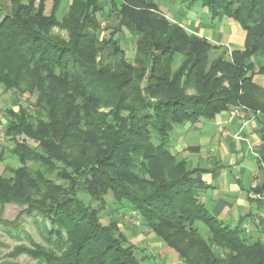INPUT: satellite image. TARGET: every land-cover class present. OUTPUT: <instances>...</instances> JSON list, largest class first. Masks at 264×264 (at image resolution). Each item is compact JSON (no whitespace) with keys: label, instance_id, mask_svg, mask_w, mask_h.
<instances>
[{"label":"trees","instance_id":"1","mask_svg":"<svg viewBox=\"0 0 264 264\" xmlns=\"http://www.w3.org/2000/svg\"><path fill=\"white\" fill-rule=\"evenodd\" d=\"M8 1L9 8L0 0V69L6 65L8 81L11 68L15 75L32 76L39 96L36 116L23 110L20 122L7 118L5 128L15 140L26 137L39 145L19 144L12 153L24 166L15 173L12 188L30 201L23 215L43 225L44 238L53 246L37 247L32 257L44 264H142L139 248L119 222L104 225L82 199L112 196L185 264H264L263 239L246 234L243 219L235 228L227 226L202 200L211 189L203 176L217 177L221 167L191 168L181 161L173 178L159 172L161 164L176 160V128L214 121L236 106L264 117V87L254 81L256 74L264 76V0H179L175 23L157 0H71L63 17L61 0H53L50 11L47 0ZM197 6L213 20L228 19L246 33L244 48L234 50L231 60L223 51L211 63L210 53L223 46L181 27ZM113 15L135 40L133 64L113 39L101 44L109 48L106 62H97L105 49L97 41L106 30L102 18ZM56 28L70 40L56 35ZM176 64L181 68L174 72ZM67 89L80 97V104L58 98ZM103 108L111 110L100 112ZM257 136L254 150L264 173V130ZM3 156L0 151V166ZM43 170L61 174L65 190H51ZM37 194L40 199L32 200ZM198 223L207 227L206 235ZM0 224L19 238L26 234L19 222Z\"/></svg>","mask_w":264,"mask_h":264},{"label":"rangeland","instance_id":"2","mask_svg":"<svg viewBox=\"0 0 264 264\" xmlns=\"http://www.w3.org/2000/svg\"><path fill=\"white\" fill-rule=\"evenodd\" d=\"M53 0H47V10L50 11L53 6ZM108 0H103V2H106ZM4 6L8 7L9 1L8 0H1ZM0 2V3H1ZM161 7V12H163L168 19L175 23L179 18L177 17L178 10L180 8L179 0L174 1H168V0H157ZM71 0H61V10H60V17L65 16L69 11L71 7ZM9 8V7H8ZM117 15H113L112 18L105 19L104 17L102 20H104L102 26L106 29L105 31H101L97 35V41L99 43L98 48L104 49L103 52L100 51V55L97 58V62L99 65H102L106 62V57L109 54V48L101 47V44L103 41H110L113 39L114 43H118V48H122V50L125 51L126 56L128 60L131 62V64L134 63L135 56H136V44L133 36L130 34V32L127 29H120L118 24ZM194 26H201L200 29L193 27ZM232 21L228 19H224L222 21L220 20H213L211 17V14L208 12V10L203 9L201 6H197L191 13H189L186 16V19L182 21L181 27L185 28V30L188 32L189 35L197 34L202 38H206L208 35L210 38H213L214 40L208 39L211 43L218 45L216 41H218L219 36L224 38L222 41H227L231 37V42H229L226 46L224 45H218L223 46L224 50L218 49L216 51H212L210 53V62L212 63L214 60L217 59L218 56H221L223 51L227 52L226 57L231 60L232 59V52L234 50H241L243 49V46H245V36H244V45L242 44L243 41V31L240 32L238 40L233 41L232 38H235L238 34H234L233 27H232ZM237 26V25H236ZM204 31V32H203ZM54 33L56 35L61 36L66 41L70 40V35L67 34L66 31H61L60 29L56 28L54 29ZM235 35V36H233ZM119 41V42H118ZM102 55V56H101ZM111 60L109 59V62ZM114 62V61H113ZM118 62H115L112 67H115ZM13 67V66H12ZM180 67V64H176L173 67L174 72L178 70ZM6 65L3 66L0 69V151L4 152V160L2 162V165L0 166V222L2 223H13V222H19V224H24L26 234H23L21 238L18 237L16 232H13V234H10L8 229L3 225L0 224V264H44L45 262L40 261V259H37L35 257H32L31 252L36 251L37 247H42L44 249H51L53 246L49 245V243L44 238V229L43 225L39 227V225L36 223L37 221L34 219H31L30 217L23 215V213L29 208V202L21 199L20 195H16L14 189V183L13 180L15 178V173L23 168V163L21 162L20 158L17 156H14L12 153L18 149L19 144L29 145L36 149H38L39 145L38 142L34 139L30 140L26 137H18L16 140L15 138L17 136L10 134L6 131V122L7 118L10 121H16L17 123L20 122V118L23 110L29 111L31 114L36 116V111L40 110V107L38 105V91H37V82L34 81L33 77H28L25 73L20 74H13V69L9 70L8 72V78L10 81L5 79V71ZM9 69V68H8ZM232 72V71H230ZM223 73V70L219 72ZM15 76V77H14ZM18 79V82L15 80ZM12 78H14L12 80ZM258 79L264 80V77H259ZM7 80V82H6ZM9 87V88H8ZM73 90L69 91L68 89L65 91H60L58 94V98L60 100H66L69 99L76 101L78 104L81 103L80 97H75L72 95ZM191 94H196V92L192 91ZM73 97V98H72ZM128 104V103H127ZM127 106V105H126ZM111 109L103 108L100 112L108 113ZM229 112H232L233 116H240L244 117L245 121L250 123L251 119L256 121V132L264 130V123H260V120H264V117L259 112H254L253 109H247L243 106H236L232 108ZM19 114L17 119H14L12 117V114ZM228 113V112H227ZM226 114V113H224ZM246 115V116H244ZM248 119V120H247ZM250 119V120H249ZM29 120H27V124H29ZM254 122V121H253ZM48 120L46 121V124L44 127H47ZM35 126L38 125V122L34 123ZM180 128H176L174 131V134L177 133V130H180ZM47 136L46 134H44ZM259 139V138H258ZM174 140H176V136H174ZM248 141V147L250 150L247 151L246 154V161L248 162L246 166H248V171H246V175L244 176L245 185H250V179H251V172L256 168V170H259L258 165L255 163V156L253 151L251 150L253 146V141ZM20 142V143H18ZM189 142L197 143L200 142L198 139H190ZM254 148V147H253ZM91 151H94L93 148H90ZM198 149V148H197ZM194 151V150H191ZM199 151V150H198ZM174 153L177 155L175 158V162H171L168 164H161L159 166V172L163 173L164 176L169 179L173 178L176 175V169L175 166L179 162H187L190 164L191 168H207L206 167V160L208 159V153L205 151L201 153V155H197L196 153L192 152H186L179 153L174 151ZM73 156V154H72ZM31 164H33L31 162ZM29 164V167L31 168L32 165ZM62 169V168H61ZM43 172L46 174L43 170ZM62 172V171H60ZM61 174H58L57 171L53 173V175L46 174V180L53 183L51 186V190L58 191L56 189L63 187L64 181L59 179ZM254 186L256 188L262 186L263 190L260 194L252 193L253 200L260 201L261 204L255 203L254 201L250 203L253 214L251 216H247L243 218L242 228L245 224L244 222H249L247 224L246 234H251L253 237H259L262 238L264 241V173L260 172L258 173V176L253 178V188ZM10 190V191H8ZM13 188V189H12ZM49 190V187H47ZM11 198H8V197ZM210 196V195H209ZM260 196V197H258ZM91 198V197H88ZM85 198L83 196L82 199L86 201V203L94 208L98 212V216L101 219V222L104 225L109 224L110 222L117 221L120 224L121 230L126 234V236L129 238L130 242L134 245H136L138 249L137 253L140 259H144L142 261V264H154L153 257H156L159 261V264H161L164 260H161L162 254L161 250L155 251L153 248L144 245V243H141V241L144 239L147 232L150 231V229L144 225L142 220H140L139 217H137V214L131 210V208H125L121 209L122 206L119 202H116L112 196H107L104 198V200H93L89 202V199ZM40 196L37 194L33 196L32 200H39ZM255 203V204H254ZM259 212L257 215L254 213ZM259 222L258 226H260V230L255 229V221ZM41 221V219H40ZM241 222V221H240ZM263 222V223H262ZM41 225V224H40ZM239 225V223H238ZM236 225V227L238 226ZM198 227L200 229V232L203 235H206L208 232L207 227L203 223H198ZM232 228H235L234 226H231ZM244 229V228H243ZM16 234V235H15ZM157 242L160 241L159 238H156ZM164 246V248L168 249L163 243H161ZM145 246V247H144ZM28 249L29 251L27 252ZM170 249V248H169ZM168 249V250H169ZM171 250V249H170ZM169 250V251H170ZM172 255L175 256L174 251H170ZM161 254V255H160ZM168 261L170 257H167ZM166 260V256H165ZM168 261H165V264H168ZM151 262V263H150Z\"/></svg>","mask_w":264,"mask_h":264},{"label":"crops","instance_id":"3","mask_svg":"<svg viewBox=\"0 0 264 264\" xmlns=\"http://www.w3.org/2000/svg\"><path fill=\"white\" fill-rule=\"evenodd\" d=\"M236 25L235 23L232 24L234 34H238L235 38H232L233 41L238 40V38L240 39L241 35L239 33L243 31L239 25ZM192 26L195 27V29L201 28V26H194L193 24ZM206 36V38L214 40L208 35ZM244 36L245 32L242 36L243 45ZM223 39L224 38L219 36L216 43L226 46L231 42V37L227 41H222ZM256 72H258V69H256ZM260 76L264 77L260 74H256L254 76V81L259 86L264 87V80L258 79ZM256 127L255 118L254 120L251 119L250 123H247L244 117L233 116L232 112H228L226 114H221L214 121H202L196 125H186L180 130H177V133L174 134V136H176L174 151L184 154L186 152H192L196 153V156L206 151L208 153V159L206 160L207 169L222 168L217 177H213L212 174L203 176V180L211 186V189L202 195V200L211 214L229 227H236L243 218L251 216L254 212L249 200L252 195L253 178L257 172L256 168L250 173V185H245L244 176L249 169L248 166H246L248 163L246 161V154L247 151L250 150L247 140L253 141L254 148L259 144V139L255 130ZM190 139H198L200 142L195 144L189 142ZM197 148L199 151H191ZM255 163L258 165L256 158ZM258 213L257 211L254 215ZM244 223L243 228L247 229V224L249 222ZM254 223L255 229L260 230V226H258L259 222L255 221ZM160 241L157 242L155 236L149 231L141 243H144L147 248H153L155 251L161 250V260H164L161 264H165L166 260L168 261L167 257H170L168 264H185L183 261L179 260L177 255L170 256L172 255V253H170L172 250L161 241L170 251L164 248V246L160 244ZM153 258V263L159 264L158 259L156 257Z\"/></svg>","mask_w":264,"mask_h":264},{"label":"built area","instance_id":"4","mask_svg":"<svg viewBox=\"0 0 264 264\" xmlns=\"http://www.w3.org/2000/svg\"><path fill=\"white\" fill-rule=\"evenodd\" d=\"M251 150L253 151L255 158H256V159H259V155L255 152L253 146H252ZM262 166H263V164H262ZM263 167H264V166H263ZM260 172H261V171L258 170V171L255 173V178L258 176V173H260ZM254 188H256V186H254ZM258 197H260V196H258Z\"/></svg>","mask_w":264,"mask_h":264}]
</instances>
